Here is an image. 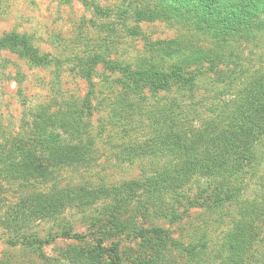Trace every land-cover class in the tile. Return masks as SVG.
<instances>
[{
    "label": "trees",
    "instance_id": "1",
    "mask_svg": "<svg viewBox=\"0 0 264 264\" xmlns=\"http://www.w3.org/2000/svg\"><path fill=\"white\" fill-rule=\"evenodd\" d=\"M83 4L88 10L93 8L94 17L114 20L102 29L106 40L100 47L86 43L84 53L72 59L79 75L91 84V102L86 103V110L78 105L57 112L41 109L29 132L16 140L17 153L12 146L0 153V166L4 164L5 170L14 169V159L19 158L21 166L28 159V172H20L25 184H53L34 197L32 212L53 218L66 204L84 208L103 202V214L117 236L126 237L111 247H104L100 240L98 254H81L79 264H104L99 256L109 259L108 264H125L124 254L132 264H155L147 260L148 254L160 260L175 250L187 264H210V260L214 264H264L254 260V248L260 244L257 225L264 228V172L260 169L264 164V0H124L115 10L86 0ZM130 22H161L186 33L206 35L213 48H178L191 43L183 41L184 35L149 42L151 59L132 63L112 59L117 40L142 36ZM245 42L248 50L249 44H262L254 45L262 51L257 55L259 68L246 62L240 50ZM235 45L240 48L233 52ZM1 51L17 54L33 66L49 62L25 35L1 37ZM99 68L110 77L117 76L116 80L101 77ZM205 76L219 77L222 84L214 82L208 89L202 81ZM95 77L116 87V92L112 89L100 99V109H110L101 122V132H116L124 142L116 157L129 164L143 163L146 172L137 180L109 188L86 190L68 184L60 189L58 172L79 167L93 153L94 143L84 138L90 129L88 118L93 116L92 98L100 94V85L93 83ZM174 92L177 97L160 98ZM201 92L206 94L198 97ZM14 175L0 171V182L14 180ZM130 207H134L131 216ZM194 209L202 212L197 215L201 219L197 226L191 223L190 210ZM151 218L179 226L189 234L186 238H199L184 245L170 231L140 226V220ZM211 218L215 219L211 222ZM210 224L216 228L211 230ZM218 228L222 230L215 238ZM57 238L84 239L71 230L50 239ZM50 239L25 237L26 248L39 250ZM124 239L137 244L136 257L123 253Z\"/></svg>",
    "mask_w": 264,
    "mask_h": 264
},
{
    "label": "rangeland",
    "instance_id": "2",
    "mask_svg": "<svg viewBox=\"0 0 264 264\" xmlns=\"http://www.w3.org/2000/svg\"><path fill=\"white\" fill-rule=\"evenodd\" d=\"M86 1L103 9L115 10L124 0ZM91 9L93 8L87 9L83 0H71L64 4L59 0H0V38L10 33L25 35L32 39L33 46L42 55L48 56L49 60L47 65L33 66L27 59L17 54L9 51L0 52V153L7 151L10 146L17 153L19 149H17L18 145H15L16 140L29 132L35 115H38L41 109L57 112L60 109L78 105L86 110V103L91 102V97L90 100L88 99L91 84L79 75L78 67L72 59L84 53L86 43L91 47L93 45L100 47L98 44L106 40V34L101 32L102 29L110 22H114L113 19L106 21L94 17ZM130 26L137 27L142 36L123 41L117 40L115 45H112V59L129 63L143 58L151 59L154 54L149 50L150 47L148 48L149 42L175 40L184 35L186 39L183 41L191 43L180 45L178 48L188 49L189 47L190 50L201 47L207 50L213 48V41L208 36L198 35L193 31L186 33L165 23L134 24L130 22ZM192 36V40L189 39ZM242 45L240 50H244L246 62L259 68L257 55L262 51L254 45L262 44H249L252 45L249 50L245 46L248 45L246 42ZM231 47L233 52L240 48L239 45ZM252 49L254 55H251ZM98 74L101 77L107 75L115 80L117 78V76L110 77L102 68L98 69ZM202 81L208 89L214 82L222 84L220 78L215 76H205ZM93 83L100 85L98 88L100 94L92 98L93 116L91 119L88 118V121H91L90 129H87L88 132L84 138L85 142L90 139L94 143L95 146L91 149L93 153L87 156L86 162L79 167L66 168L58 172L61 176L57 181L60 189L68 184L83 187L86 190H94L100 186L109 188L133 179L137 180L146 172L143 163L129 164L122 161L123 158L116 157V153L124 149V142L117 137L116 132H101V122L105 118L106 111L110 109L101 110L100 99L112 89L116 92V87L114 83H103L98 77L93 79ZM120 88L118 87V91ZM175 93L172 95L163 93L160 98L169 100L177 97ZM205 94L201 92L198 97ZM110 130L113 129L110 128ZM141 137L140 140L143 141L145 137ZM114 145H122V148L116 149ZM34 155L32 151L31 158H34ZM23 161L24 168L21 162L19 163V158L14 159L12 170H5L4 164L0 166V171L15 173L14 180L3 179L0 182V187L3 189L0 195V264H79L77 259L81 254L92 253L94 256L98 254L97 247L100 240L104 247H111L113 242H119L126 237L120 239L117 236L112 224L106 219V213L103 214L105 207L103 202L84 208H74L66 204L64 210L53 218H40L35 215L31 207L34 197L38 193L48 191L53 184L48 186L37 183L25 184L20 172L24 174L28 172L26 167L29 161L28 159ZM260 169L264 172V164ZM195 192L191 194L194 195ZM171 201L177 203L176 200ZM175 207L177 208L178 204H175ZM190 211L191 223H194V226L200 225L201 219L197 215L202 212L196 209ZM129 212L131 216L134 207H130ZM214 219L211 218L210 221ZM168 223L166 220L154 222L152 218L148 221L143 219L139 221L140 226L145 229L158 226L170 231L172 238L180 239L184 245H188L191 241L197 242L198 236L186 238L189 235L187 232L179 230L177 225ZM210 225L211 230L216 228L213 224ZM69 230L72 235L78 234L84 239H50ZM221 230L219 228L216 230L215 238L220 236ZM257 231L260 234L258 240L260 244L254 248V260L264 263V243L261 244L264 228L257 225ZM25 237H30L31 240L36 237L42 241L50 239L51 242L39 250L31 249V247L26 248ZM124 242L123 253L130 252L136 257L137 244L130 243L128 239ZM180 253L175 250L164 258L161 257L160 260L155 255L148 254L147 260L154 261L155 264H187V259ZM102 257L99 256L101 263H110L109 259H102ZM124 257L125 264H132L125 254ZM210 264L214 263L210 260Z\"/></svg>",
    "mask_w": 264,
    "mask_h": 264
}]
</instances>
